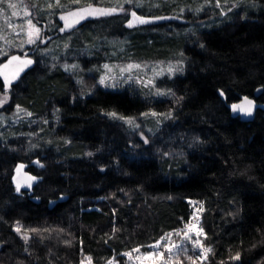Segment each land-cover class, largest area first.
<instances>
[{
	"label": "trees",
	"instance_id": "1",
	"mask_svg": "<svg viewBox=\"0 0 264 264\" xmlns=\"http://www.w3.org/2000/svg\"><path fill=\"white\" fill-rule=\"evenodd\" d=\"M189 1L139 11L169 16ZM192 1H207L214 12L205 9L204 26L186 14L185 33L172 32L171 21L125 26L119 14L80 30L92 44L97 36L124 37L138 58L181 56L183 72L165 79L170 97L98 85L88 93L38 55L11 84L0 70L7 108L39 120L0 130V264H129L128 253L149 252L193 220L210 249L196 264H264V0ZM96 54L88 60L102 58ZM245 97L258 105L249 122L232 107ZM172 110L146 144L117 118ZM170 150L181 154L166 156Z\"/></svg>",
	"mask_w": 264,
	"mask_h": 264
},
{
	"label": "rangeland",
	"instance_id": "2",
	"mask_svg": "<svg viewBox=\"0 0 264 264\" xmlns=\"http://www.w3.org/2000/svg\"><path fill=\"white\" fill-rule=\"evenodd\" d=\"M164 1L174 2L175 0H124L121 4L115 3L112 6L97 5L94 10L114 9V11H110L109 14L93 12L95 15L81 25H79L80 20L76 19L68 20L67 27H62V24H56V16L77 11L79 8L92 5L93 2L77 0L74 3L65 4L61 0L58 2L45 0L38 5L32 4L29 0H3L0 2V59H3L0 65L1 75L5 82L11 84L34 64L38 55L42 62L50 67L60 66L73 74L77 86L83 90L88 88V93L98 85L111 90L129 87L151 98L170 97L174 95V92L172 87L165 83V79L172 80L177 74L183 72L185 63L181 56L172 59L138 58L129 49L128 40L124 37L97 36L96 42L92 44L82 37L80 32L81 28L91 21H103L113 17L112 15L119 14L125 18V26L158 29L159 24L171 21L169 26L172 32L180 30L178 33H185L190 28L188 22L191 21L186 19V14H192L199 20L205 9L208 10L207 13L214 12L209 10L211 3L191 0L190 4L184 5L176 14L163 17H141L139 9L145 5L153 9ZM10 4H14L15 7H10ZM137 18L147 22L141 23ZM204 20L205 18L196 22L199 26H204ZM52 36L56 38L53 39ZM96 51L102 53L100 55L102 58L91 60L94 55L98 56ZM13 57L19 59L13 60ZM89 57H91L90 60H88ZM29 60L30 64L24 63ZM137 65L139 67H136ZM94 76L96 79L93 78ZM8 104V95L0 96V130L9 124H18L26 119L39 121L20 106L15 105L8 109ZM173 113L174 110L163 114L148 112L139 117L117 118L124 122L132 138L137 137L146 144L149 135H153L164 121L173 116ZM129 119L133 122L129 123ZM40 134L42 133L39 131L34 137L37 147L40 146L37 140ZM180 154V150H170L166 156L175 158ZM18 170L23 171L21 167ZM195 219H198L197 213ZM202 234L198 220H193L184 228L164 236L151 247L149 252L136 250L128 253V263L183 264L187 260L191 264H196L207 254L206 248L201 244ZM196 241H199V244Z\"/></svg>",
	"mask_w": 264,
	"mask_h": 264
},
{
	"label": "snow or ice",
	"instance_id": "3",
	"mask_svg": "<svg viewBox=\"0 0 264 264\" xmlns=\"http://www.w3.org/2000/svg\"><path fill=\"white\" fill-rule=\"evenodd\" d=\"M0 2H3V0H0ZM57 2H58V0H57ZM9 6H10V7H15L14 4H10ZM84 11H85V12H88L89 10H88V9H84ZM92 11H93V12H99V14H109V12H110V11H114V9H112V10H107V11L97 9V10H92ZM14 14H15V13H14ZM70 15H76V13H70ZM133 16L135 17V13H133ZM137 19L139 20V18H137ZM139 22H141V23H146L147 21H145V20H139ZM29 23H31V22H29ZM37 31H38V30H37ZM29 42H32V41H29ZM12 59H13V60H17V59H19V58H18V57H13ZM9 63H11V61H10ZM24 63L30 64L31 61L29 60V61H26V62H24ZM4 67H7V65H4ZM105 67H107V65H105ZM129 67H131V66H129ZM136 67H139V66L137 65ZM169 70L171 71V69H169ZM101 82H103V81H101ZM246 103H247L248 107H244L243 105H233V106H232V107H233V110H234V111H236V110H240V111L246 112V113H248V114H251V111H252L251 103H252V102L246 100ZM112 115H115V113H112ZM128 122H129V123H132L133 121H132L131 119H129ZM30 179H35V178L32 177V178H30ZM28 186L31 187L30 184H29ZM17 191H19V185H17ZM17 230H19V229H17ZM27 238H28V237L25 236V239H27ZM196 243L199 244V241H196ZM208 251H210V249H205V252H208ZM236 258H237V259L239 258V255H238V254H237V257H236Z\"/></svg>",
	"mask_w": 264,
	"mask_h": 264
},
{
	"label": "water",
	"instance_id": "4",
	"mask_svg": "<svg viewBox=\"0 0 264 264\" xmlns=\"http://www.w3.org/2000/svg\"><path fill=\"white\" fill-rule=\"evenodd\" d=\"M84 9H88V10H94L95 7L93 5H89V6H86V7H83V8H79L77 11H80V12H83ZM77 11H74V12H77ZM91 14L89 15V17H93L95 15V13L90 12ZM246 100L247 101H251V108H252V111H251V114H248L246 112H243V111H240V110H236L234 111V113L236 115H240L241 118L246 121V122H249V121H252L255 114H256V111L258 109V105H257V102L253 99V98H250V97H245L243 98L240 102H238L237 104L235 105H243L244 107H248L247 103H246Z\"/></svg>",
	"mask_w": 264,
	"mask_h": 264
},
{
	"label": "flooded vegetation",
	"instance_id": "5",
	"mask_svg": "<svg viewBox=\"0 0 264 264\" xmlns=\"http://www.w3.org/2000/svg\"><path fill=\"white\" fill-rule=\"evenodd\" d=\"M90 12H92V10H89L88 12H80V11H77V12H70V13H76V15H70V13H67L63 16H59V23L62 27H67V24H68V20H76V19H79V25H81L82 23L86 22L88 19H89V15L91 14ZM98 13V12H96ZM67 16V18H65ZM61 17H62V20H61Z\"/></svg>",
	"mask_w": 264,
	"mask_h": 264
}]
</instances>
